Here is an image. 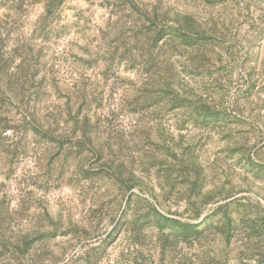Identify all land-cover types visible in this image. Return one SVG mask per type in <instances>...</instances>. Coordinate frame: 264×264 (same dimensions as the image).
<instances>
[{"label": "rangeland", "instance_id": "rangeland-1", "mask_svg": "<svg viewBox=\"0 0 264 264\" xmlns=\"http://www.w3.org/2000/svg\"><path fill=\"white\" fill-rule=\"evenodd\" d=\"M1 66L0 264H264V0H0Z\"/></svg>", "mask_w": 264, "mask_h": 264}, {"label": "trees", "instance_id": "trees-1", "mask_svg": "<svg viewBox=\"0 0 264 264\" xmlns=\"http://www.w3.org/2000/svg\"><path fill=\"white\" fill-rule=\"evenodd\" d=\"M1 68H2V66L0 67V71H2ZM0 79H1V76H0ZM2 92H3L2 85L0 84V93H2ZM1 128H4V125H2Z\"/></svg>", "mask_w": 264, "mask_h": 264}]
</instances>
